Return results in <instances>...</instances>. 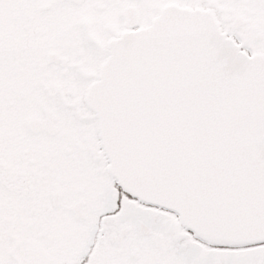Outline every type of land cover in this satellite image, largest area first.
<instances>
[{"label": "snow or ice", "instance_id": "1", "mask_svg": "<svg viewBox=\"0 0 264 264\" xmlns=\"http://www.w3.org/2000/svg\"><path fill=\"white\" fill-rule=\"evenodd\" d=\"M0 264H264V0H0Z\"/></svg>", "mask_w": 264, "mask_h": 264}]
</instances>
